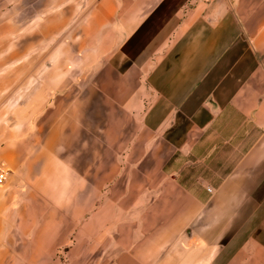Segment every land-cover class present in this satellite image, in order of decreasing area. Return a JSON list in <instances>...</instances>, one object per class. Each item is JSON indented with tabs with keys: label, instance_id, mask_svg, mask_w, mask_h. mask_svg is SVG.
I'll use <instances>...</instances> for the list:
<instances>
[{
	"label": "crops",
	"instance_id": "obj_1",
	"mask_svg": "<svg viewBox=\"0 0 264 264\" xmlns=\"http://www.w3.org/2000/svg\"><path fill=\"white\" fill-rule=\"evenodd\" d=\"M76 10L99 79L42 146L8 131L0 264H264V0Z\"/></svg>",
	"mask_w": 264,
	"mask_h": 264
},
{
	"label": "rangeland",
	"instance_id": "obj_2",
	"mask_svg": "<svg viewBox=\"0 0 264 264\" xmlns=\"http://www.w3.org/2000/svg\"><path fill=\"white\" fill-rule=\"evenodd\" d=\"M85 2L0 0V147L8 145L9 130L24 133L25 147L42 146L36 132L52 127L45 119L79 118L58 104L69 98L79 106L87 85L99 79V44L83 41L79 19L85 12L76 10ZM60 125L67 131V121ZM99 206L96 202L93 209ZM67 249L64 245L57 254L62 263Z\"/></svg>",
	"mask_w": 264,
	"mask_h": 264
},
{
	"label": "built area",
	"instance_id": "obj_3",
	"mask_svg": "<svg viewBox=\"0 0 264 264\" xmlns=\"http://www.w3.org/2000/svg\"><path fill=\"white\" fill-rule=\"evenodd\" d=\"M7 177H8V170L0 163V186L4 184Z\"/></svg>",
	"mask_w": 264,
	"mask_h": 264
}]
</instances>
